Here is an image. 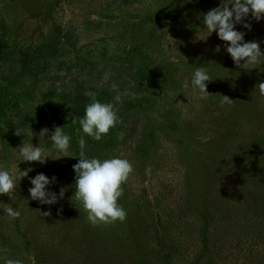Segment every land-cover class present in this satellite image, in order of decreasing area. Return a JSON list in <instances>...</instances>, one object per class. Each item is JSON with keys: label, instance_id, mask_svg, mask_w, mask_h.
<instances>
[{"label": "rangeland", "instance_id": "374dc122", "mask_svg": "<svg viewBox=\"0 0 264 264\" xmlns=\"http://www.w3.org/2000/svg\"><path fill=\"white\" fill-rule=\"evenodd\" d=\"M220 4L0 0V31L6 23L10 48L45 51L51 37L63 36L59 52L41 60L28 82L42 89L104 86L114 109L139 121L136 131L117 126L108 156L134 167L119 200L126 221L95 227L74 196L70 148L63 157L48 127L49 135L40 136L44 124L21 136L12 125H0V170L16 176L11 197L0 194V264H30L29 256L35 264H264V95L255 89L264 82V58L250 71L237 68L226 42L203 24L204 14ZM249 22L251 30L242 24L236 30L264 51V19L249 16ZM198 67L213 79L210 94L191 87ZM222 95L233 103L222 106ZM23 141L44 149L47 162L22 161L16 149ZM39 173L57 178L49 191L59 195L68 188L63 199L54 205L32 200L30 178ZM8 206L20 217L6 215ZM48 211L51 216H44Z\"/></svg>", "mask_w": 264, "mask_h": 264}, {"label": "clouds", "instance_id": "9594fccd", "mask_svg": "<svg viewBox=\"0 0 264 264\" xmlns=\"http://www.w3.org/2000/svg\"><path fill=\"white\" fill-rule=\"evenodd\" d=\"M251 16L256 21L264 19V0H221L219 7L209 10L203 16V24L212 34L218 33L220 40L226 42V51L235 62L237 68L244 70H252L254 66L261 63L264 58V51L261 50L260 43L257 41L246 42L245 32L237 31L236 25L242 24L244 28L251 30V23H245V20ZM198 39V38H197ZM215 51H220L217 45ZM213 79L204 67H198L191 79V87L203 94H210L207 90V82ZM185 88L189 87L188 80H185ZM259 89V93L264 95V82L256 85L255 89ZM227 95H222L221 105L233 103ZM73 123L76 119L73 118ZM117 111L112 104L101 103L93 98V102L86 106L83 118L79 120V124L84 134L99 141L103 135L109 133L118 123H121ZM15 135H23L21 129L16 128ZM40 136H48L49 129L43 128ZM50 139L54 147L67 156L71 146V137L63 131V127H55L51 133ZM79 162L73 165L76 173L75 177V193L74 196L82 203L83 209L87 212V220L92 226L112 225L116 222H125L127 211L119 203L123 195V185L127 183L134 171L132 163L124 158L113 157L108 159L87 158L85 154L86 141L83 136L79 138ZM19 156L22 161L39 162L45 164L48 155L40 146H34L23 141L18 149ZM61 158V157H60ZM59 159V158H57ZM31 168L21 170L19 179L28 177ZM151 169H146V173L150 174ZM57 181L53 176L49 179L43 173L37 174L34 178H30L33 187L29 188L32 200H37L41 204L54 205L60 199H63L68 191L67 187H61L59 195L49 191L48 186ZM16 189V176L7 170H0V194H6L11 197ZM5 214L12 218H19L21 212L12 207H4ZM44 216H51V211L43 212ZM27 259L30 264H35V257L29 256ZM5 264H23L19 259H7Z\"/></svg>", "mask_w": 264, "mask_h": 264}, {"label": "trees", "instance_id": "16d2710c", "mask_svg": "<svg viewBox=\"0 0 264 264\" xmlns=\"http://www.w3.org/2000/svg\"><path fill=\"white\" fill-rule=\"evenodd\" d=\"M0 31V125H12L15 129H33L40 125H46L50 129V135L55 127H63V131L71 137L70 150L75 155L76 163L79 162V138L84 137L86 147L84 149L87 158L108 159L109 150L116 146L120 132L136 131L139 125L138 117L125 116L119 113L121 123L110 129L97 141L83 133L79 120L85 114L86 106L93 102V98L101 103H112L111 92L104 86L86 87L84 85H72L68 88L48 86L45 89L37 87L35 83L28 82L39 62L47 55H55L59 52L58 44L63 36L56 34L51 37L49 46L43 51L40 46H21L10 48L7 38L6 23ZM62 30L60 27H58ZM48 52V53H47ZM137 90L139 87H136ZM139 95L135 96L138 99ZM30 103H41L35 111H27ZM51 109V110H50ZM73 118L76 123H73ZM129 134V133H127ZM139 152L143 145L137 143ZM208 248V239L205 240ZM199 261H197V264Z\"/></svg>", "mask_w": 264, "mask_h": 264}]
</instances>
